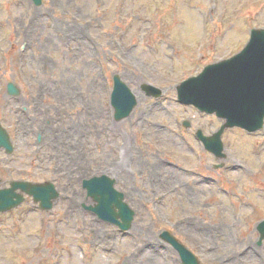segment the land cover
Masks as SVG:
<instances>
[{"label": "rangeland", "instance_id": "374dc122", "mask_svg": "<svg viewBox=\"0 0 264 264\" xmlns=\"http://www.w3.org/2000/svg\"><path fill=\"white\" fill-rule=\"evenodd\" d=\"M31 19L40 22L33 32ZM77 26L88 45L71 37ZM253 27H264V0H0V122L14 148L0 149V185L50 180L60 193L48 212L28 198L0 214V264H181L164 230L200 264H264V128L226 129V160L214 169L193 130L222 120L177 103L175 92L241 49ZM114 73L139 95L120 122L109 103ZM9 81L19 95L7 94ZM144 82L163 96H145ZM103 173L135 210L128 232L82 206L91 200L81 181Z\"/></svg>", "mask_w": 264, "mask_h": 264}, {"label": "water", "instance_id": "95a60500", "mask_svg": "<svg viewBox=\"0 0 264 264\" xmlns=\"http://www.w3.org/2000/svg\"><path fill=\"white\" fill-rule=\"evenodd\" d=\"M36 5L41 0H32ZM147 95L159 96L160 89L143 84ZM10 94H18L13 83L7 84ZM178 100L193 104L201 111L215 112L226 121L219 130L205 138V147L216 156H222L221 134L227 127L239 126L247 131H255L263 126L264 118V29H252L251 36L244 48L228 59L206 65L196 76H192L177 86ZM111 104L114 117L121 120L132 111L136 97L131 89L120 79L113 76ZM11 153L13 147L6 130L0 125V148ZM87 196L95 202L87 209L99 218L117 224L121 230L132 225L134 211L123 201L122 192L114 188V180L103 174L82 181ZM19 190V191H18ZM24 193L39 202L40 208L49 210L58 192L52 182L35 183L13 180L9 187L0 188V212L8 211L24 200ZM260 237L264 236V221L259 223ZM161 237L169 242L179 253L182 264H199L197 258L168 232Z\"/></svg>", "mask_w": 264, "mask_h": 264}, {"label": "bare ground", "instance_id": "6f19581e", "mask_svg": "<svg viewBox=\"0 0 264 264\" xmlns=\"http://www.w3.org/2000/svg\"><path fill=\"white\" fill-rule=\"evenodd\" d=\"M40 25V22H39V20L38 19H36V20H33V19H31V25H30V31L31 32H33L34 30H36L37 28H38V26ZM82 31L80 30V27H78L77 26V28H74V29H72V32L70 33V35H71V37L74 35L75 37H78V38H81L82 37V41L85 43V44H87L88 45V43L87 42H85L84 40H83V36H82V33H81ZM28 35H30V33H28ZM63 83H65L64 81H62L60 84L62 85V86H64V87H69L70 86V84L68 85L67 83L66 84H64L63 85ZM43 85H40V87H39V89H40V91H43L44 90V88L42 87ZM134 92V91H133ZM135 93V92H134ZM138 93L136 92V95H137ZM137 96H139V95H137ZM29 100L31 101L32 100V96L30 95L29 96ZM86 112H89V113H91V114H94V113H96L97 112V105H96V103H93V102H90V106L88 107V110L86 111ZM83 113H85V112H83ZM25 117V115H22V118H24ZM88 131H89V133L90 134H92V132L94 131L93 129H91V128H89L88 129ZM154 164V163H153ZM154 166H156V163L154 164ZM120 169V168H119ZM118 169V170H119ZM163 177V176H162ZM124 185V184H123ZM124 186H126V185H124ZM127 187V186H126ZM168 187H169V189H167V188H164V190L165 191H169V190H172L173 188V184L172 183H170L169 185H168ZM171 188V189H170ZM188 218H189V215L188 214H185V215H183V217H182V222H188L189 220H188ZM135 232H136V234L137 235H143L145 232H146V229L142 226V227H139V229H137V228H135ZM222 232H218V234H221ZM197 233L196 232H193V233H190L189 232V235L190 236H192L194 239L196 238V236H194V235H196ZM217 234V235H218ZM150 242V240H148L147 239V243H149ZM250 250H252V248H250ZM253 251H255V249H253ZM253 251H250V253H249V256L250 257H252V258H254V253H253Z\"/></svg>", "mask_w": 264, "mask_h": 264}, {"label": "flooded vegetation", "instance_id": "af4514ba", "mask_svg": "<svg viewBox=\"0 0 264 264\" xmlns=\"http://www.w3.org/2000/svg\"><path fill=\"white\" fill-rule=\"evenodd\" d=\"M210 131H211V130H209V131H207L206 129L204 130V132H205L206 134L210 133Z\"/></svg>", "mask_w": 264, "mask_h": 264}]
</instances>
